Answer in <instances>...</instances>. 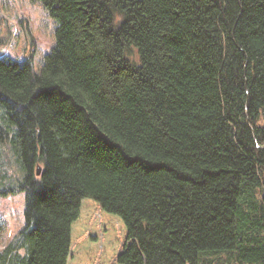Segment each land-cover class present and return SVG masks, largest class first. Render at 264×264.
<instances>
[{
    "label": "trees",
    "instance_id": "obj_1",
    "mask_svg": "<svg viewBox=\"0 0 264 264\" xmlns=\"http://www.w3.org/2000/svg\"><path fill=\"white\" fill-rule=\"evenodd\" d=\"M34 1L56 44L0 57V264H264V0Z\"/></svg>",
    "mask_w": 264,
    "mask_h": 264
},
{
    "label": "rangeland",
    "instance_id": "obj_2",
    "mask_svg": "<svg viewBox=\"0 0 264 264\" xmlns=\"http://www.w3.org/2000/svg\"><path fill=\"white\" fill-rule=\"evenodd\" d=\"M56 28L40 1L0 0V57L19 62L32 59L40 72L56 44ZM25 201V192L0 195V217L6 228L0 234V247L24 226Z\"/></svg>",
    "mask_w": 264,
    "mask_h": 264
},
{
    "label": "water",
    "instance_id": "obj_3",
    "mask_svg": "<svg viewBox=\"0 0 264 264\" xmlns=\"http://www.w3.org/2000/svg\"><path fill=\"white\" fill-rule=\"evenodd\" d=\"M41 172H42V168L40 166H38L37 175H41Z\"/></svg>",
    "mask_w": 264,
    "mask_h": 264
}]
</instances>
